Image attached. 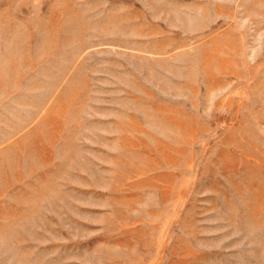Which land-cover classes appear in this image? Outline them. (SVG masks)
I'll return each mask as SVG.
<instances>
[{
    "label": "rangeland",
    "instance_id": "rangeland-1",
    "mask_svg": "<svg viewBox=\"0 0 264 264\" xmlns=\"http://www.w3.org/2000/svg\"><path fill=\"white\" fill-rule=\"evenodd\" d=\"M0 264H264V0H0Z\"/></svg>",
    "mask_w": 264,
    "mask_h": 264
}]
</instances>
